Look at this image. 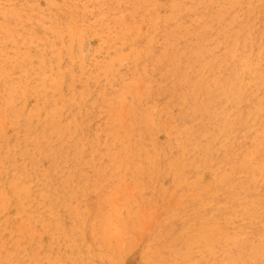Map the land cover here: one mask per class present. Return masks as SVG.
Segmentation results:
<instances>
[{"label": "rangeland", "instance_id": "rangeland-1", "mask_svg": "<svg viewBox=\"0 0 264 264\" xmlns=\"http://www.w3.org/2000/svg\"><path fill=\"white\" fill-rule=\"evenodd\" d=\"M262 262L264 0H0V264Z\"/></svg>", "mask_w": 264, "mask_h": 264}, {"label": "bare ground", "instance_id": "bare-ground-1", "mask_svg": "<svg viewBox=\"0 0 264 264\" xmlns=\"http://www.w3.org/2000/svg\"><path fill=\"white\" fill-rule=\"evenodd\" d=\"M41 5V4H40ZM13 6V5H12ZM79 9V8H78ZM49 11V10H48ZM100 11V10H99ZM72 13V12H71ZM98 13V11H97ZM89 21V20H88ZM86 23V22H85ZM258 24V23H257ZM96 27V26H95ZM92 32V31H91ZM135 33V32H134ZM136 35V34H135ZM134 36V35H133ZM90 38V37H88ZM246 41V40H245ZM181 44V43H180ZM249 44V43H248ZM135 45V44H134ZM143 46V45H142ZM92 50V49H91ZM144 51V50H143ZM96 55V54H95ZM104 55V54H103ZM138 55V54H137ZM83 56V54H82ZM109 56V55H108ZM142 57V55H141ZM136 58V57H135ZM50 59V58H49ZM71 59V58H70ZM140 59V58H139ZM135 60V59H134ZM251 60V59H250ZM92 61V60H91ZM100 61V60H99ZM132 61V60H131ZM127 62V61H126ZM123 63V62H122ZM104 64V63H103ZM113 64V63H112ZM120 64V63H119ZM147 64V63H146ZM149 65V64H148ZM123 66V65H122ZM86 67V66H85ZM90 67V66H89ZM100 68V67H99ZM18 69V68H17ZM149 69V68H148ZM167 69V68H166ZM78 70V69H77ZM137 70V69H136ZM258 70V69H257ZM125 71V70H124ZM129 72V71H128ZM78 73V72H77ZM190 73V72H189ZM260 73V72H259ZM251 74V73H250ZM248 75V74H247ZM211 76V75H210ZM100 77V76H99ZM157 77V76H156ZM77 79V78H76ZM83 80V79H82ZM193 80V79H192ZM77 81V80H76ZM249 81V80H248ZM88 83V82H87ZM139 83V82H138ZM59 84V83H58ZM116 87V86H115ZM176 87V86H175ZM79 90V89H78ZM90 90V89H89ZM158 90V89H157ZM86 91V90H85ZM84 91V92H85ZM101 91V90H100ZM112 91V90H111ZM155 91V90H154ZM261 91V90H260ZM179 92V91H178ZM110 94V93H109ZM131 94V93H130ZM106 97V96H104ZM162 97V96H161ZM90 98V97H89ZM158 100V98H157ZM251 100V99H250ZM82 102V101H81ZM162 103V102H161ZM127 107V106H126ZM63 108V107H62ZM84 108V107H83ZM42 109V108H41ZM83 111V110H82ZM166 111V110H165ZM197 112V111H196ZM211 112V111H210ZM102 118V117H101ZM155 120V119H154ZM3 122V121H2ZM20 122V121H19ZM79 123V122H78ZM102 123V122H101ZM166 123V122H165ZM181 123V122H180ZM189 124V123H188ZM103 125V124H102ZM35 130V129H34ZM90 130V129H89ZM99 130V129H98ZM108 130V129H107ZM106 131V130H105ZM112 131V130H111ZM39 135V134H38ZM67 135V134H66ZM79 137V136H78ZM93 137V136H92ZM172 139V138H171ZM26 140V139H25ZM73 143V142H72ZM75 145V144H74ZM52 148V147H51ZM61 149V148H60ZM113 149V148H111ZM47 156V155H46ZM49 156V155H48ZM75 158V157H74ZM161 159V158H160ZM175 160V159H174ZM166 161V160H165ZM178 161V160H177ZM58 163V162H57ZM37 164V163H36ZM129 164V163H128ZM23 165V164H22ZM33 165V164H32ZM71 165V164H70ZM18 167V166H17ZM46 167V166H45ZM5 169V168H4ZM39 173V172H38ZM199 173V172H198ZM23 174V173H22ZM54 175V174H53ZM126 180V179H125ZM25 182V181H24ZM54 193V192H53ZM19 200V199H18ZM61 205V204H60ZM41 229V228H40ZM21 246V245H20ZM51 253V252H50ZM230 259V258H229Z\"/></svg>", "mask_w": 264, "mask_h": 264}, {"label": "snow or ice", "instance_id": "snow-or-ice-1", "mask_svg": "<svg viewBox=\"0 0 264 264\" xmlns=\"http://www.w3.org/2000/svg\"><path fill=\"white\" fill-rule=\"evenodd\" d=\"M262 264H264V262H262Z\"/></svg>", "mask_w": 264, "mask_h": 264}]
</instances>
